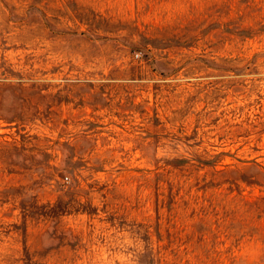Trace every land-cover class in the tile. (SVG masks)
<instances>
[{
    "label": "rangeland",
    "instance_id": "obj_1",
    "mask_svg": "<svg viewBox=\"0 0 264 264\" xmlns=\"http://www.w3.org/2000/svg\"><path fill=\"white\" fill-rule=\"evenodd\" d=\"M0 264H264V0H0Z\"/></svg>",
    "mask_w": 264,
    "mask_h": 264
}]
</instances>
